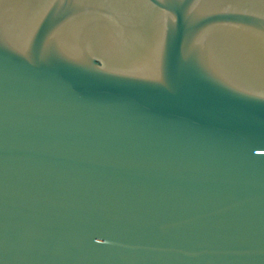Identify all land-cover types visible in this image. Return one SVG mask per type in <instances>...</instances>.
Wrapping results in <instances>:
<instances>
[{"label": "water", "instance_id": "water-1", "mask_svg": "<svg viewBox=\"0 0 264 264\" xmlns=\"http://www.w3.org/2000/svg\"><path fill=\"white\" fill-rule=\"evenodd\" d=\"M0 264H264V0H0Z\"/></svg>", "mask_w": 264, "mask_h": 264}]
</instances>
